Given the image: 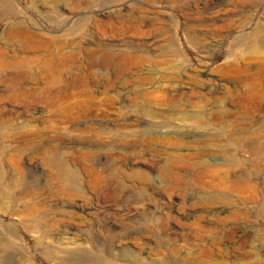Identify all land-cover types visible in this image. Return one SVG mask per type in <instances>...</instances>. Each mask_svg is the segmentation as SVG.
Masks as SVG:
<instances>
[{"label":"rangeland","instance_id":"obj_1","mask_svg":"<svg viewBox=\"0 0 264 264\" xmlns=\"http://www.w3.org/2000/svg\"><path fill=\"white\" fill-rule=\"evenodd\" d=\"M1 1L0 264H264V0Z\"/></svg>","mask_w":264,"mask_h":264},{"label":"bare ground","instance_id":"obj_2","mask_svg":"<svg viewBox=\"0 0 264 264\" xmlns=\"http://www.w3.org/2000/svg\"><path fill=\"white\" fill-rule=\"evenodd\" d=\"M2 1L0 0V3H1ZM8 8H6V10H7ZM5 11V10H4ZM49 17V16H48ZM47 17V18H48ZM52 18V17H51ZM12 27V26H11ZM24 30V26H23V24L22 23H19V24H17V26H15L14 28H11V31H10V36H12V38L13 37H16L17 39H19L20 38V34H22V31ZM260 39V41H261V43H264V34L263 35H261V37L259 38ZM57 65H56V67L54 68L55 70H54V72H55V74L56 75H54L55 77H54V82H59V57L57 58ZM248 147L251 149V150H253V151H257V150H259V144L257 143V142H255V143H252V144H249L248 145ZM80 263H83V261L82 260H80Z\"/></svg>","mask_w":264,"mask_h":264}]
</instances>
